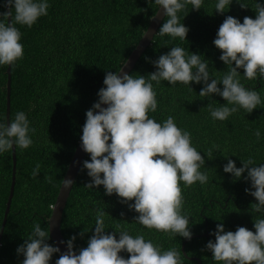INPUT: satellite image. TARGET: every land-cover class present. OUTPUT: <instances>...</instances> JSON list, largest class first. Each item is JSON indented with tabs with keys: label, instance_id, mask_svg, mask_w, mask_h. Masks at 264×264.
I'll use <instances>...</instances> for the list:
<instances>
[{
	"label": "trees",
	"instance_id": "obj_1",
	"mask_svg": "<svg viewBox=\"0 0 264 264\" xmlns=\"http://www.w3.org/2000/svg\"><path fill=\"white\" fill-rule=\"evenodd\" d=\"M47 2V15L40 17L31 28L16 25L22 34L20 42L24 55L12 66L10 121L22 111L30 128L34 127L36 132L29 133L33 140L29 148H16V186L2 237L0 264H22L24 257L17 253V248L32 234L34 224L49 231L53 207L80 142L86 112L98 101V92L105 87L106 73L121 70L159 9L154 0ZM217 2L203 0L198 11L187 5L178 13L180 22L189 29L186 40L167 35L161 37L157 33L130 75L134 78L144 75L146 80L150 79L149 74L156 71L153 61L179 46L189 55H201V60L208 63L210 77L221 79L229 69L219 59L222 53L213 43L219 26L229 15L241 23L245 16L255 19V4L264 5V0H241L249 6L247 9H242L237 0H233L223 14L215 11ZM4 5L5 0H0V13L7 11ZM0 20L7 23L3 17ZM7 70L8 66H0V123L5 124ZM238 71L240 82L246 88L256 90L262 103L251 113L240 109L224 121L214 120L207 105L219 107L227 102L216 94L201 97L199 92L204 87L203 82H192L189 86L152 81L157 109L149 111V118L163 123L172 116L180 129L190 132L192 146L205 159L200 171L207 173V183L196 182L190 187L180 183L184 199L182 214L189 217L192 232L184 250L187 256L182 250L187 239L178 235L170 238L164 232L145 228L134 220L138 213L121 203L116 194L106 195L102 185L91 189L85 187L91 178L83 164L62 219L65 241L76 236L74 251L78 253L87 246L94 233L98 209L108 213L104 217L106 233L115 232V226L119 224L133 237L143 234L162 251L173 248L180 251L183 264H197L194 258L200 259L201 264H219L206 249L208 241L215 240L211 233L219 223L224 225L225 231L234 232L243 226L255 232L254 219L264 218V212H252V204L257 201L245 192L246 188L254 191L250 180L244 178L247 171L240 179L223 171L228 159L235 161L238 168L249 157L254 159V166L264 164V78L258 75L256 79L248 80L243 76V69ZM218 87L223 89L222 84ZM256 130L261 133L259 139L255 136ZM214 144L219 145V151L213 149L210 158L207 152ZM85 160H90L89 154ZM37 164L41 167L38 176L33 178ZM46 177H51L52 182L49 183ZM12 179V151L0 153V231ZM207 232L209 239L204 236ZM116 238L119 239L118 233ZM47 243L55 246L50 233ZM59 255L54 253L50 264H55ZM120 255L125 259L129 256L127 252Z\"/></svg>",
	"mask_w": 264,
	"mask_h": 264
},
{
	"label": "clouds",
	"instance_id": "obj_2",
	"mask_svg": "<svg viewBox=\"0 0 264 264\" xmlns=\"http://www.w3.org/2000/svg\"><path fill=\"white\" fill-rule=\"evenodd\" d=\"M232 2L218 0L215 11L223 14ZM237 2L242 9L249 7L241 0ZM154 3L159 9L162 7L167 18L158 34L186 40L189 29L180 22L178 13L189 4L198 11L203 0H154ZM4 6L8 11L0 13L7 21L0 20V66H13L24 55L22 34L16 25L31 28L40 17L47 15L49 4L47 0H5ZM254 10L255 19L245 16L241 23L229 15L219 26L213 43L222 53L219 59L229 69L221 79L210 77L208 63L201 60V55H189L179 46L153 61L156 71L149 74L148 80L144 75L134 78L122 69L106 73L105 87L99 90L98 101L86 112L80 138L82 150L90 155V160L83 161V169L91 178L85 187L102 185L106 195L116 194L121 203L138 213L134 220L147 229L164 232L170 238L178 235L191 239L190 219L182 214L184 199L180 183L186 187L196 182L207 183V173L200 171L205 159L192 146L190 132L180 129L172 116L163 123L149 118V111L157 109L152 81L189 86L192 82H203L201 97L216 94L227 102L219 107L207 105L214 120L224 121L240 109L251 113L262 103L261 96L240 82L238 69H243V76L248 80L258 75L264 78V5L257 2ZM9 17L11 23H8ZM219 84L223 85L222 90ZM35 132L26 114L17 112L10 123H0V153L13 151L14 147L29 148L33 144L29 133ZM260 135L256 130L257 139ZM213 149L219 151V145L214 144L208 150L210 158ZM242 164L238 168L235 161L228 159L223 171L236 179L247 171L244 178L250 180L254 191L246 188L245 192L257 201L252 204V212H264V164L254 166L252 157ZM40 167L37 164L33 169V178L38 176ZM46 179L52 182L51 177ZM63 184L64 189H69L73 181L64 179ZM107 214L97 210L94 233L78 253L73 250L76 236L60 241L67 244V251L60 253L59 247L47 243L49 231L34 224L32 234L17 248V253L24 257L22 264H50L54 253H60L55 264H183L180 251L174 248L162 251L143 234L133 237L119 224L115 232L106 233L104 217ZM254 228L255 232L243 226L234 232L225 231L219 223L211 233L215 240H209L206 249L219 264H264V218L254 219ZM121 252H127L128 258L121 256Z\"/></svg>",
	"mask_w": 264,
	"mask_h": 264
},
{
	"label": "water",
	"instance_id": "obj_3",
	"mask_svg": "<svg viewBox=\"0 0 264 264\" xmlns=\"http://www.w3.org/2000/svg\"><path fill=\"white\" fill-rule=\"evenodd\" d=\"M6 9L8 11L7 7H6ZM164 19H165V16H164V13H163V10L161 7L160 9H158L157 14L153 18L151 24L149 25L146 33L144 34V36L140 40L139 44L134 49V51L132 52V54L130 55L128 60L125 62V64L122 66L121 69L123 72H126L128 74L131 73V71L134 69L135 65L137 64V62L140 60L141 56L144 54V52L147 50V48L151 45L154 37L157 35L158 30L163 23ZM11 20H12V18L9 17L8 23H11ZM7 72H8V83H7L6 118H7V124H8L11 122L10 118H11L12 66H8ZM102 107H106V105H102ZM81 145H82V141L80 139V142H79V144L75 150V153L72 157V160L68 166L66 175L64 177V179H71L73 181V184L71 185V187L69 189H64V184L62 182L56 203L53 207L51 218L49 220L50 237H51L52 241L54 242L55 247L60 248V253L67 251V244L66 243H60V241H65V238H64L63 233H62V219H63L64 211L66 209L68 200L70 198L72 189H73L74 184L76 182V179H77V176H78L79 171L81 169V166L83 164V161L85 160V158L87 156V153H85L82 150ZM12 157H13V179H12V185L10 188V194H9L8 201L6 204V210H5V214H4V218H3V222H2V228L0 231V247L2 245V237H3L4 231H5V227L7 224L9 213L11 211V206H12L14 193H15L16 173H17V151H16L15 147L13 148V151H12ZM64 179H63V181H64ZM204 236L209 239L210 233L207 232ZM187 241H189V239H187L182 245V250H183L184 254H185L184 250H185V246H186ZM185 256H187V255L185 254ZM194 260L197 261V264H201L200 259L194 258Z\"/></svg>",
	"mask_w": 264,
	"mask_h": 264
}]
</instances>
